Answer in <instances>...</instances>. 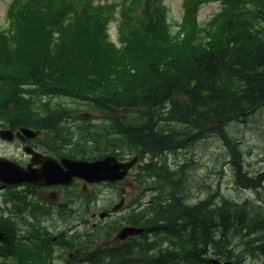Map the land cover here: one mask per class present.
<instances>
[{"label":"trees","instance_id":"obj_1","mask_svg":"<svg viewBox=\"0 0 264 264\" xmlns=\"http://www.w3.org/2000/svg\"><path fill=\"white\" fill-rule=\"evenodd\" d=\"M21 1L13 35L0 33V124L49 130L58 154L150 156L134 174L139 195L151 194L130 218L144 228L136 264H213L212 256L237 264L251 256L249 264H264V167L251 174L226 130L264 107V0H222V10L204 26L195 20L201 0H185L183 38L170 33L161 0H134L122 30L123 50L108 40L110 9L88 4L76 18L69 14L76 3L67 0ZM51 95L85 100L110 123H76V110L42 101ZM117 108L127 111L117 114ZM208 134L223 141L235 182L253 189L255 198L209 192L190 203L188 169L172 170L167 154ZM27 192L17 195L18 210L19 202L29 203ZM34 225L21 227L0 214V264H52L56 246L91 245L98 237L53 236ZM143 250L152 251V260ZM107 253L116 254L93 252L88 264L120 260ZM66 264L85 263L73 258Z\"/></svg>","mask_w":264,"mask_h":264},{"label":"rangeland","instance_id":"obj_2","mask_svg":"<svg viewBox=\"0 0 264 264\" xmlns=\"http://www.w3.org/2000/svg\"><path fill=\"white\" fill-rule=\"evenodd\" d=\"M181 0H166L169 10V17L172 21H178L181 17ZM9 0H0V25L4 24V12L8 6ZM220 8L217 2L205 4L200 9L199 19L206 21ZM115 27H110V33ZM114 37V34H112ZM54 101H62L64 103L78 104L80 102L73 101L66 97L54 98ZM228 131L235 141H239V146L242 149L245 165L249 172L253 174L262 165H264V108L257 111L247 122L231 123L228 126ZM0 151L6 154H20V150H16L14 146L7 147L0 140ZM187 160L182 159L179 154L176 156L170 155V163L178 164L179 162L188 161L193 166L189 167L187 182H188V197L193 198L191 201L201 200L206 195H211L209 192H220L225 197L233 199L254 198L253 189H240L236 186L233 179L232 166L227 162L229 157L226 155V148L222 140L215 134H209L207 137L197 142L193 147L187 150ZM179 161V162H178ZM133 190V189H131ZM0 192V203L2 202V194ZM105 202L111 198H115V191L105 187ZM34 209L42 215L46 212L33 202L22 206V212ZM12 212H15L13 210Z\"/></svg>","mask_w":264,"mask_h":264},{"label":"water","instance_id":"obj_3","mask_svg":"<svg viewBox=\"0 0 264 264\" xmlns=\"http://www.w3.org/2000/svg\"><path fill=\"white\" fill-rule=\"evenodd\" d=\"M9 132V131H8ZM7 131L3 136L7 137ZM111 161L114 164H111ZM66 169L62 168L55 161L42 162V168L39 170H25L19 166L13 165L6 160H0V180L9 183H20L24 181L35 183H70L73 176H81L88 180L110 179L114 181L121 178L127 171L130 164H120L115 162L113 157H107L103 160L94 162L74 161L65 159ZM123 167L121 171L120 168ZM129 229H127L128 231ZM217 264H221L216 262ZM223 264H233L226 262Z\"/></svg>","mask_w":264,"mask_h":264},{"label":"flooded vegetation","instance_id":"obj_4","mask_svg":"<svg viewBox=\"0 0 264 264\" xmlns=\"http://www.w3.org/2000/svg\"><path fill=\"white\" fill-rule=\"evenodd\" d=\"M23 141H25L24 142V144L26 145V144H30L31 146H33V147H35V144H34V142H31V140H23ZM40 142V141H39ZM24 145V146H25ZM35 148H37V149H40V147H35ZM44 150V149H43ZM45 151V150H44ZM29 161H30V159H29V157H26V158H23V159H20V162H21V164H23V165H27L28 163H29ZM108 254V253H107ZM73 258H78V259H83V258H85V255H83V256H81V255H74L73 256ZM72 258V259H73ZM81 262H83V261H81Z\"/></svg>","mask_w":264,"mask_h":264},{"label":"bare ground","instance_id":"obj_5","mask_svg":"<svg viewBox=\"0 0 264 264\" xmlns=\"http://www.w3.org/2000/svg\"><path fill=\"white\" fill-rule=\"evenodd\" d=\"M216 197H219V196H217L216 195ZM207 198V197H206ZM196 201H190V203H195ZM150 235H152V233L150 234ZM244 252H246V249L244 248V250H243ZM248 253V252H247ZM106 255V254H105ZM106 258V257H105ZM212 259H216L217 257H215V256H212L211 257ZM255 258V257H254ZM257 261H258V259L257 258H255ZM99 260V259H98ZM105 260V259H104ZM210 260V259H209ZM253 260V258L251 257V256H249V260L248 261H252ZM92 261V260H91ZM94 261V260H93ZM101 261V260H100ZM210 262L211 263H213V261L212 260H210ZM93 263V262H92ZM143 264H146V263H143ZM183 264V263H182ZM214 264V263H213Z\"/></svg>","mask_w":264,"mask_h":264}]
</instances>
